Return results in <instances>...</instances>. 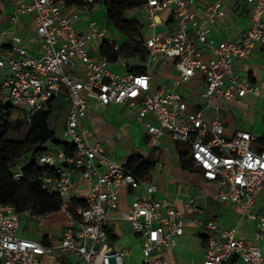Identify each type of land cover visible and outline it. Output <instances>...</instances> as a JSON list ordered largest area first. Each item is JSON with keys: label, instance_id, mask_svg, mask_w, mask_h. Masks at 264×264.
Here are the masks:
<instances>
[{"label": "built area", "instance_id": "built-area-1", "mask_svg": "<svg viewBox=\"0 0 264 264\" xmlns=\"http://www.w3.org/2000/svg\"><path fill=\"white\" fill-rule=\"evenodd\" d=\"M247 2L254 15L251 28L241 40L217 46L209 35L211 26L225 18L222 0L208 4L202 14L194 12L195 0H147L142 7L153 29L145 43L148 65L175 64L179 74L176 86L202 73L207 106L216 111L211 123L205 121L202 109L189 111L184 97L174 90L153 92L150 73H116L108 58L91 53L98 50L97 43L106 42L115 52L120 50L101 22L87 20L79 12L80 7L95 5V0H26L17 5L12 22L21 15L31 16L44 51L35 57L20 45L8 51L0 49V92L24 110L27 123L36 112L49 110L51 102L66 94L70 110L64 143L74 151L69 155L61 149L48 150L37 157L36 163L54 169V174L43 178L42 187L60 196L61 210L71 225L56 243L20 238L22 213L0 203V264H42L43 258L56 261L68 255L80 257L87 264H126L129 250H116L108 233V214L119 208L123 187L130 189L134 200L122 219L130 222L143 239L144 259L139 264H165L157 254L174 248L183 236L185 216L178 210L177 200L155 199L154 186L125 164L113 161L104 144L90 137L84 123L90 99L103 107L139 105V123L153 117L161 125L157 128L146 123L148 133L154 138L169 133L176 142L188 144L192 162L203 178L218 185L216 198L233 204L244 217L256 222L257 241L264 237V215L250 212L264 189V148L255 147L258 137L251 132L239 131L226 137L222 121V103L242 101L248 93H259V88L240 78L235 69L236 61L250 58L258 46L264 48V0ZM166 10L176 18L174 33L156 31L159 16ZM199 45L210 49L214 57L204 61ZM117 61L126 63L127 58L119 56ZM25 166L22 161L16 162L15 181L22 180ZM76 173L89 185V191L85 206H77L72 212L65 197L77 187ZM203 226L209 232L203 244L204 264H224L234 258L245 264H264L261 248L238 240L236 229L220 230L214 221Z\"/></svg>", "mask_w": 264, "mask_h": 264}, {"label": "crops", "instance_id": "crops-1", "mask_svg": "<svg viewBox=\"0 0 264 264\" xmlns=\"http://www.w3.org/2000/svg\"><path fill=\"white\" fill-rule=\"evenodd\" d=\"M26 0H0V49L8 51L13 46L25 47L35 57H40L44 51V43L36 32V25L31 16H19L12 22L18 4ZM215 0H195L194 12L204 13L208 4ZM225 18L218 20L211 26L209 39L215 46L226 42H237L243 38L251 28L253 11L247 0H222ZM89 14L93 12V6L85 8ZM142 11V9H141ZM143 12V11H142ZM144 13V12H143ZM145 15V13H144ZM146 16V15H145ZM99 22V21H98ZM158 33H174L177 29V21L171 10L161 13L158 19ZM147 34L150 37L153 29L150 28L149 18L146 16ZM110 38V34H109ZM121 38V37H120ZM120 43L121 39L112 40ZM97 43V51L91 53L99 58L101 45ZM203 52L202 59L210 60L214 57L212 51L204 45H199ZM112 70L119 74H140L142 70L152 75L151 90L166 91L174 90L181 94L188 104L189 111L203 110L204 119L211 123L216 117V111L207 106L204 97L206 79L197 72L188 82L175 85L178 78V70L175 64L148 65V59L142 61L138 57L127 58V62L116 61L112 63ZM235 69L242 79L248 80L259 88L258 94L248 93L242 101L230 100L222 103L223 125L225 136L232 137L239 131L251 132L257 135L255 143L257 149L264 148V48L258 46L250 58L235 62ZM218 102V100H215ZM58 107L56 119L63 120L66 127L67 116L70 110V102L63 94L53 104L49 118ZM139 105L122 106L110 104L101 106L95 99H90L89 109L85 119V126L89 129L92 139L100 140L107 155L115 162L125 164L133 156H141L147 163H152L155 168L146 179L156 190L153 192L155 199H176L177 208L185 216L184 234L177 239V245L172 249L164 250L157 254L165 264H204L203 244L209 235L203 224L214 221L220 230L236 229L238 240L257 244L264 256V237L256 240V222L244 217L242 211L233 204L224 203L216 198L219 187L215 183L206 181L202 172L193 162L190 164V146L186 143L176 142L169 133L154 138L148 133L146 123L160 128L161 125L155 118L149 117L146 122L137 121ZM54 131V130H53ZM55 132V131H54ZM189 156L181 158L182 154ZM186 164V166H184ZM77 182L75 191L65 197V203L71 208L72 200L85 201L89 191V185L79 173L74 175ZM142 192V190H140ZM134 197L129 188L123 187L120 192V205L117 210L108 214V233L110 242L116 250L128 249L129 256L125 259L126 264H139L143 261L142 236L137 234L131 223L122 219V214L131 209ZM193 200V203H190ZM250 212L264 215V189L258 195ZM25 222V227L20 225L18 236L44 243L45 237L50 244L56 243L68 225L67 214L60 210L44 216H36L30 213ZM22 214V215H23ZM21 215V217H22ZM63 215L64 221L59 219L57 226L47 221L56 216ZM38 218L40 224L45 223V231L42 235H36L28 230L30 220ZM43 219V220H42ZM46 219V220H45ZM71 222V221H70ZM48 224V225H47ZM37 225V224H35ZM38 226V225H37ZM264 232V231H263ZM113 236L114 238H111ZM42 264H87L82 258L68 255L61 256L56 261L47 258L42 259ZM224 264H245L240 258H234Z\"/></svg>", "mask_w": 264, "mask_h": 264}, {"label": "trees", "instance_id": "trees-1", "mask_svg": "<svg viewBox=\"0 0 264 264\" xmlns=\"http://www.w3.org/2000/svg\"><path fill=\"white\" fill-rule=\"evenodd\" d=\"M147 0H95L105 8L106 23L112 26L121 35L120 50L115 52L108 42L101 45L99 54L114 63L119 56L126 58L138 57L142 61L148 59L145 48L147 24L136 18H128L127 13L141 11ZM146 73L145 70L141 71ZM140 73V74H142ZM54 102H51L47 111L36 112L30 123L25 120L23 109L12 105L7 96L0 92V203L12 205L19 213L31 211L33 215L44 216L59 212L63 200L58 195L49 194L42 187L43 178L54 174L51 167H38L37 157L46 153L48 143H53L59 149L72 155L74 148L64 142L55 141V132L49 127V118ZM26 127L24 141H11L7 134L11 131H20ZM264 143V139L261 141ZM189 156L188 153L182 154ZM26 164L21 181H15L13 168L16 162ZM192 164V159L188 161ZM186 166V164H184ZM126 167L142 180H146L155 165L147 163L141 156H133L126 163ZM77 206H85L82 200H72L71 211ZM111 238H114L111 236ZM45 244H50L45 237Z\"/></svg>", "mask_w": 264, "mask_h": 264}, {"label": "rangeland", "instance_id": "rangeland-1", "mask_svg": "<svg viewBox=\"0 0 264 264\" xmlns=\"http://www.w3.org/2000/svg\"><path fill=\"white\" fill-rule=\"evenodd\" d=\"M92 9H93V12L91 14H89V12H86L85 9H83L82 7H80L78 10L82 15H85V18L87 20L90 19V20L101 22L104 25V28L110 34L111 40L121 39L120 38L121 35L118 33V31L106 23V12H105L104 6L101 4H95L93 5ZM127 17L136 18V19H139L141 22L146 23V16L144 15L142 11L127 13ZM57 111H58V107H56V110L53 111L52 113L53 118L50 119V123H51V127L55 131V141L64 142L66 140L64 123H63V120L56 119L57 113H58ZM26 131H27L26 127H23L19 132L11 131L7 134V139L11 141H24L26 137ZM47 146H48L49 151L51 152H57V150L59 149V147L54 145L52 142L48 143ZM27 217L28 215L26 214H23L21 217V220L23 222L22 225H24V227H25V222L27 220ZM59 219L64 221L63 215L56 216L55 218H53L52 220H48L47 222L48 223L50 222L49 224H54L53 226L55 225L57 226L58 224H55V223H58ZM33 221L34 219L30 220L32 224H30L28 230L30 232L35 233L36 235H42L44 233L43 231H45L46 229L45 223L40 224L41 220L38 218L35 219V223H33ZM68 223H69L68 225H71V222L69 220H68ZM35 224H37L38 226Z\"/></svg>", "mask_w": 264, "mask_h": 264}]
</instances>
